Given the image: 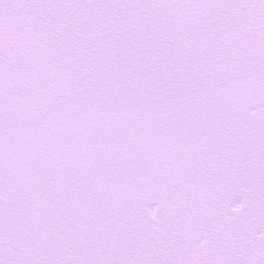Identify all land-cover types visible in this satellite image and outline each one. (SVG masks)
Masks as SVG:
<instances>
[{"label": "snow or ice", "instance_id": "snow-or-ice-1", "mask_svg": "<svg viewBox=\"0 0 264 264\" xmlns=\"http://www.w3.org/2000/svg\"><path fill=\"white\" fill-rule=\"evenodd\" d=\"M0 264H264V0H0Z\"/></svg>", "mask_w": 264, "mask_h": 264}]
</instances>
